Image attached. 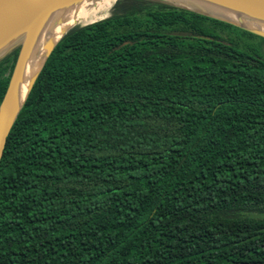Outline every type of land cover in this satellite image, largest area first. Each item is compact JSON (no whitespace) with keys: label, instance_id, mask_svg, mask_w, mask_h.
<instances>
[{"label":"trees","instance_id":"1","mask_svg":"<svg viewBox=\"0 0 264 264\" xmlns=\"http://www.w3.org/2000/svg\"><path fill=\"white\" fill-rule=\"evenodd\" d=\"M218 30L260 38L168 0L64 34L0 160V264H264V58Z\"/></svg>","mask_w":264,"mask_h":264},{"label":"bare ground","instance_id":"2","mask_svg":"<svg viewBox=\"0 0 264 264\" xmlns=\"http://www.w3.org/2000/svg\"><path fill=\"white\" fill-rule=\"evenodd\" d=\"M115 0H66L56 5L32 27L31 45L26 54L22 71L9 101L13 112L21 105L30 84L48 55V47L71 28L102 19L108 15ZM180 6L205 15L234 22L243 28L264 33V15L223 0H172ZM35 11L19 14L9 24L21 27Z\"/></svg>","mask_w":264,"mask_h":264},{"label":"water","instance_id":"3","mask_svg":"<svg viewBox=\"0 0 264 264\" xmlns=\"http://www.w3.org/2000/svg\"><path fill=\"white\" fill-rule=\"evenodd\" d=\"M64 1L66 0H0V58L4 56L5 54H7L8 52L18 47V54H17L16 60H15V63H14V66H13V69H12V72H11V75L8 81L6 91L0 103V160L3 155V150L6 144L7 137L10 133L11 127L28 93L30 92L38 73L40 72L48 55L54 49L55 45L64 36L63 34L55 44L48 47V50H49L48 55L46 59L44 60L41 68L34 76L26 97L24 98L21 105L12 112L9 109L8 104L13 94V91L15 89V86L17 84V81L19 79V76L21 74L26 54L31 45L32 27L43 16L44 13L52 10L56 5ZM168 1H172V0H168ZM223 1L229 2L237 6L244 7L251 11H255V12H258L264 15V0H223ZM184 8L188 9L186 7ZM188 10L193 11L191 9H188ZM29 11H35V13L31 17V19L27 23H25L23 26L15 27L9 24V22L13 18L18 16L19 14L29 12ZM196 13H199V12H196ZM199 14H202V13H199ZM202 15L229 23L231 25H234L240 29L246 30L264 39L263 32L243 28L234 22H230L222 18L213 17V16H209L205 14H202ZM106 18L108 17L106 16L102 19L95 20L87 24H82V25L75 26V27H83V26L92 24L94 22H97V21H100Z\"/></svg>","mask_w":264,"mask_h":264},{"label":"rangeland","instance_id":"4","mask_svg":"<svg viewBox=\"0 0 264 264\" xmlns=\"http://www.w3.org/2000/svg\"><path fill=\"white\" fill-rule=\"evenodd\" d=\"M116 1L117 0H115L112 3L107 17L111 16L112 11H113V6H114ZM219 32L221 33V35L223 37H230L240 49L249 51V52H251V54H255V55H258V56L264 58V41L261 40L260 38L247 37V36H243V35H239V34L229 35L228 33L224 32V31H219Z\"/></svg>","mask_w":264,"mask_h":264}]
</instances>
